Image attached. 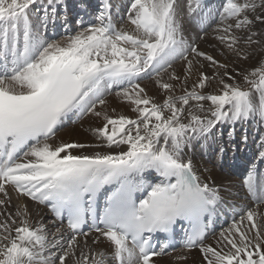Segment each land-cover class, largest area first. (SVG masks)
Listing matches in <instances>:
<instances>
[{"label": "snow or ice", "instance_id": "6c2138e0", "mask_svg": "<svg viewBox=\"0 0 264 264\" xmlns=\"http://www.w3.org/2000/svg\"><path fill=\"white\" fill-rule=\"evenodd\" d=\"M37 3L0 0V194L5 197L0 206L10 203L5 185H11L19 196L50 206L58 220L66 216L72 235L66 248L55 237L50 241L43 224L33 226L26 218V205L17 206L15 216L0 212V264H67L76 255L78 235H87L83 227L89 217L90 229L99 234L96 239L103 237L111 251H81L74 264H154L153 258L169 243H159L157 251L153 237L171 236L180 221L188 224L183 247L189 251L198 247L204 264H264V212L259 211L264 204V176L258 177L255 169L247 173L243 184L259 203L221 230L213 246L204 241L220 197L184 156L191 141L207 139L218 124L257 116L264 120V62L243 75L248 89L227 82L225 77L234 79L228 65L183 37L177 0H130L127 14L133 33L116 30L111 5L105 2L98 23L64 40L46 39L33 23L29 10ZM200 6L201 0H188L189 15ZM258 7L264 9V0L259 5L255 0H225L222 5L216 39L238 57L242 38L236 30H251L257 21L264 24V14L250 15ZM48 20L46 12L45 28ZM256 35L253 32L244 42L259 43L253 41ZM199 58L225 69L223 76L218 72L209 76ZM177 59L185 64L183 81L175 71L163 80L161 72ZM194 71L197 80L189 90L187 81ZM153 72L165 93L162 104L136 82ZM217 76L218 94H204L202 90ZM169 81L180 82L181 95ZM114 87L120 89L116 96L133 106L135 119L97 110V105H106L105 94ZM203 102H210L207 109ZM89 113L105 121L93 130L101 143H49L70 114ZM122 145L126 150L74 154ZM21 153L31 159L18 162ZM260 158L264 159V151ZM150 170L162 179L145 185L143 175ZM102 191L106 196L98 213ZM137 192L145 194L137 197ZM56 248L62 254L51 251Z\"/></svg>", "mask_w": 264, "mask_h": 264}, {"label": "bare ground", "instance_id": "6f19581e", "mask_svg": "<svg viewBox=\"0 0 264 264\" xmlns=\"http://www.w3.org/2000/svg\"><path fill=\"white\" fill-rule=\"evenodd\" d=\"M70 1L76 2L79 0H64V3H55L49 4L48 0H38V3L30 9V18L33 23L40 30L44 31V36L46 39L50 40V38L60 36L58 40H64L69 35H75L77 32L83 31L84 29L90 27L93 24L92 14L87 15L84 20H81L80 23L71 24L68 26L67 21L70 20L73 14L76 13L78 9L71 10L67 12L66 4ZM188 1V0H187ZM208 0V9L211 13L208 15L209 19L203 17V6L201 5L199 9L193 14L195 16H190L188 13V6L186 8H182V6H177V22L180 24L182 29L183 37L190 43L196 44L200 51L206 52L209 55H212L215 59H217L221 64H227V71L230 75L234 77L233 80L228 81L227 77L225 80L227 82L233 84H239L242 88L248 89L250 85L246 84L243 80V75L250 72L253 68L260 65V63L264 62V24H261L259 21L251 28V30L247 29L245 33L239 32L236 30V34L240 36L241 43L237 46L240 50V56L238 57L235 52L229 51L222 45L217 39L216 36H212L217 33L214 31L217 25L215 24L220 21L218 14H220V9L225 0ZM102 5L101 9L103 10V4L105 2L110 3L109 0H96V3ZM214 2V3H212ZM257 5H259V1L255 0ZM202 3V2H201ZM188 4V3H187ZM95 5V4H93ZM122 3L121 7L125 9L126 6ZM89 6V5H88ZM97 6V5H96ZM120 6V5H119ZM195 2H193V7H195ZM77 6H74V8ZM92 7V6H91ZM121 7H119L121 9ZM55 8V16H52V10ZM73 8V7H71ZM94 10L98 8L92 7ZM87 9V8H85ZM83 9L82 11H84ZM187 9V12H186ZM207 9V7H206ZM122 10V9H121ZM118 12V10L116 9ZM47 12L49 16V20L47 21V27L44 28L43 25V17ZM110 15L113 16V7L109 9ZM93 13V11H92ZM63 14L65 16L66 21L62 25V19H59V15ZM264 14V9L257 8L255 13H251V15H260ZM41 22L38 21L37 18L41 17ZM128 16V15H127ZM204 20V23L197 24L198 20ZM114 23L117 21L114 19ZM58 24L55 31L49 30V26L52 24ZM67 23V24H66ZM124 31L129 33L134 32V26L131 25L128 21V17L123 20ZM117 25V23H116ZM214 25L210 33H208V27ZM64 26V31L60 30V27ZM117 27V26H116ZM203 29V30H202ZM48 31V34H47ZM207 31L206 33H204ZM253 32L258 33V35L253 36V41H259V43H252L251 45L244 42L248 35H252ZM51 36V37H50ZM56 39V40H57ZM247 56V59L244 57ZM191 58V57H189ZM201 63L205 65L204 71L212 76L214 72H218L220 76H223L225 69L223 68H214L208 66V62L204 61L203 58H199ZM184 61L177 59L173 61L172 67L168 68L167 72H161V77L163 80L168 81V73L175 71L177 75L181 77V81L184 78ZM220 76H217L215 80H212L210 86L203 89L204 94H218L220 85L218 83ZM158 79L155 72L152 73L151 76H145L141 79H138L136 82L141 85L145 89L147 96L153 98L156 103H163L165 99V93L156 85L155 81ZM197 80V73L194 71L191 75V78L187 81L186 87L191 90L193 83ZM170 83L176 84V95L182 94V88L180 82L169 81ZM117 87H114L116 89ZM107 92L105 95L109 94ZM106 105L101 107L97 105V110L102 112H107L109 116L116 117L119 115H125L129 118L135 119L137 117V113L132 111V105L123 100L120 97H117L115 94L108 95L105 97ZM205 105V109L209 107L210 102H203ZM201 115H207V112L201 113ZM82 119V120H80ZM77 121L82 123V127L77 125L79 124ZM77 122V123H76ZM105 121L102 118H97L93 115L85 114L83 116H77L75 114H70L69 119H67L63 126L69 125L62 132L57 133L55 138L50 140L49 143L58 144L61 142L64 143H82V144H98L101 141H98L95 134L94 129L102 127ZM62 126V127H63ZM246 129L245 132L241 133L240 127ZM81 127V128H80ZM239 128V129H238ZM243 129V130H244ZM225 132H228L226 134ZM226 134V135H225ZM237 140H241L239 143ZM218 147L217 156L212 153V149ZM127 146L122 145L119 148L113 147L109 148H86L82 150H75L74 154H92L96 151L102 152H118L122 150H126ZM223 149V152H221ZM264 151V120H261L259 116L253 118L249 117L245 120H239L235 123H225L218 124L216 128L212 130V134L208 136L207 139L203 137L195 139L191 141V143L185 147L184 156L185 159H191L194 170L197 175L201 177V180L205 183H208L211 187L217 189L220 200L216 205V214L212 218V228L208 231V235L204 241L207 243L209 239L212 237L213 240L211 244L215 246L216 239L219 236L221 230L228 228L232 221L231 218L238 219L243 211H246L250 208H255L259 203L252 195H250L243 184V180H237L236 177L233 178L232 170H235L238 163H247V170L255 169L257 176H264V159L260 158V153ZM31 157L22 156L18 162H27ZM216 159L214 163L212 160ZM225 165L228 166L225 167ZM224 166V168H221ZM245 177L247 174H245ZM243 175V176H244ZM140 177H137L139 180ZM149 179H154L150 181ZM162 178L155 173L154 170H150L143 175V181L145 185H151L157 183ZM8 193L10 203L4 206H0V212H4L6 214H12L15 216L17 206L26 205L28 209L29 215L26 217L33 226H37L38 224H43L47 229L48 239L51 241L53 237L60 240L63 247L67 246V240L71 237L72 233L68 231L66 228L65 221H60L56 218V216L51 213V208L49 206L38 204L35 201H32L28 197L19 196L14 188L11 185H5ZM145 193L138 192L137 197H142ZM102 199L105 200L106 192H101ZM0 199H5L3 194H0ZM259 211L264 212V204L259 206ZM19 220V217H15ZM226 221L225 224H222ZM59 229V231H57ZM87 233L86 239L85 235H78L77 240L78 244L75 246L76 255L71 256L67 259V264H74V261L80 258V253L83 251L84 253L105 251L109 253L111 251L109 242L106 241L103 237H100L99 240L96 238L99 236L98 233L95 232H84ZM183 237V235H182ZM211 238V239H212ZM96 239L95 242H93ZM79 244H81L79 246ZM208 244V243H207ZM59 249V248H56ZM56 249H51L52 252ZM176 251H171L169 253L161 254L160 256L154 257V264H204L202 259V253L199 248H193L190 251L185 248H177ZM196 254V257L193 258V254ZM61 252L56 253V255H60ZM181 257H186L181 259ZM58 264V263H57Z\"/></svg>", "mask_w": 264, "mask_h": 264}, {"label": "rangeland", "instance_id": "374dc122", "mask_svg": "<svg viewBox=\"0 0 264 264\" xmlns=\"http://www.w3.org/2000/svg\"><path fill=\"white\" fill-rule=\"evenodd\" d=\"M110 2H111V7H113V9H114V11H113V17H114V19L117 21V28H118V31H124V27H123V20L126 18V17H128L127 15V10H128V7H129V5H130V0H109ZM259 1V4H260V2H261V0H258ZM125 2H126V6H125V9H123V7H121V5H122V3H124L125 4ZM225 2V1H224ZM188 1L187 0H177V6L179 7V6H182V8L184 7V8H186L187 6H188ZM120 5V6H119ZM94 6V5H90V6H88V10H87V12L88 13H90L91 12V10H93V18L94 19H97V16L99 15V13L101 12V10H94L92 7ZM119 7H121V9L119 8ZM94 8H102L101 7V5L99 6V5H97L96 7L94 6ZM32 9V8H31ZM116 9L118 10V12L116 11ZM206 9V8H205ZM221 10H222V7H221V9L219 10L220 12H221ZM186 12H187V9H186ZM178 15V14H177ZM218 15H220V14H218ZM251 15V14H250ZM191 16H193V15H191ZM219 18H220V16H219ZM80 20H82V18L81 17H77L76 19H75V23L77 24V23H79L80 22ZM218 24V22L215 24V26ZM215 26L214 25H211L210 27H208V33H210V31L213 29V28H215ZM247 31V29L245 28V29H241V30H239V32H241V33H245ZM207 31H205L204 33H206ZM212 36H216V34H213ZM58 39H59V37H58ZM57 39V40H58ZM196 45V44H195ZM180 60H182V59H180ZM217 60V59H216ZM218 61V60H217ZM219 62V61H218ZM220 63V62H219ZM117 91H120V89H115L114 91H111L109 94H107V95H105V97H107L108 95H113V94H115L116 95V92ZM104 97V98H105ZM80 120H82V119H80ZM77 123V122H76ZM79 124H77V125H79V126H81L82 127V123H80V122H78ZM69 126V125H68ZM68 126H65V127H63L62 129H60V130H58L59 132H57V133H60V132H62L64 129H66V127H68ZM80 127V128H81ZM240 128V130H242L241 131V133L243 132V131H245L246 129H242L241 128V126L239 127ZM238 128V129H239ZM56 133V134H57ZM226 134H228V132H225ZM225 134V135H226ZM55 138V137H54ZM53 138V139H54ZM212 153L215 155V156H217V154H218V151H217V148H213L212 150ZM214 163L216 162V159H213L212 160ZM87 236H89V235H86L85 237H86V239H89V237H87ZM212 238V237H211ZM209 239V241H207V243L208 244H211V241L213 240V238L212 239ZM96 241V239L93 241V242H95ZM206 243V244H207ZM81 244H79V246H80ZM65 248H66V246H65ZM54 252L55 253H58V252H61V254H62V251H61V249L59 248V249H56V250H54ZM175 252H179V251H175ZM196 254H198V252H195L192 256H193V258L194 257H196ZM199 255V254H198ZM58 263V261H56V264ZM190 264V263H189Z\"/></svg>", "mask_w": 264, "mask_h": 264}]
</instances>
